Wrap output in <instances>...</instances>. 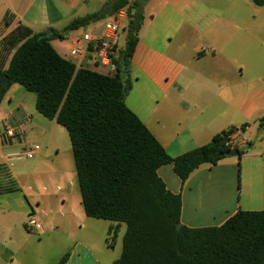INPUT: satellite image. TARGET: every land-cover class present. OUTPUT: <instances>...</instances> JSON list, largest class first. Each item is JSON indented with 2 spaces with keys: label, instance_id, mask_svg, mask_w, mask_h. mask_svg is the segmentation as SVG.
Returning a JSON list of instances; mask_svg holds the SVG:
<instances>
[{
  "label": "crops",
  "instance_id": "crops-1",
  "mask_svg": "<svg viewBox=\"0 0 264 264\" xmlns=\"http://www.w3.org/2000/svg\"><path fill=\"white\" fill-rule=\"evenodd\" d=\"M107 1L0 0V66L6 68L12 53L1 44L18 25L32 33L61 31L72 20L97 13ZM142 2L144 19L124 77L131 83L126 106L172 158L207 144L230 127L237 129L231 136L236 148H248L240 159L227 156L216 165H201L185 182L170 164L158 169L166 188L181 197V224L220 226L238 211H264V128L259 126L264 119V25L254 16L241 25L218 18L206 23V18L191 13L196 0ZM257 8L261 16L264 5ZM169 9L177 19L169 18ZM102 27L90 22L51 45L77 69L104 74L91 53L70 54L75 47H86L84 33L96 36ZM210 32L212 39L205 37ZM179 33L185 40L175 46ZM187 38L195 42L191 51L186 50ZM30 94L12 84L0 104V165L9 168L19 187L0 194V264H54L65 254V264H112L120 256L117 240L125 226L119 228L113 247L107 246L111 223L102 229L101 220L83 211L66 130L39 114L35 95ZM33 145L40 150L26 159L24 149ZM32 210L44 225L39 234L25 229ZM34 235L38 241H32Z\"/></svg>",
  "mask_w": 264,
  "mask_h": 264
},
{
  "label": "trees",
  "instance_id": "trees-1",
  "mask_svg": "<svg viewBox=\"0 0 264 264\" xmlns=\"http://www.w3.org/2000/svg\"><path fill=\"white\" fill-rule=\"evenodd\" d=\"M250 1L264 5V0ZM125 3L108 0L97 13L74 19L61 31L32 33L18 25L1 44L12 53L6 68L0 66V86L8 78L0 87V104L9 87L18 84L35 95L39 114L66 130L85 215L111 223L109 247L125 226L120 256L112 264H264V211H238L220 226L186 227L180 222V195L171 193L157 172L170 164L185 182L201 165H216L227 157V143L237 129L230 127L172 158L125 104L131 83L124 77L144 19L142 0L128 8L122 30L126 43L118 50L114 75L77 69L52 47V40H63ZM247 149H239L238 159ZM16 191L14 175L0 165V194ZM67 258L65 254L54 264H65Z\"/></svg>",
  "mask_w": 264,
  "mask_h": 264
},
{
  "label": "built area",
  "instance_id": "built-area-1",
  "mask_svg": "<svg viewBox=\"0 0 264 264\" xmlns=\"http://www.w3.org/2000/svg\"><path fill=\"white\" fill-rule=\"evenodd\" d=\"M134 0H126L124 6L114 11L105 21L101 32L94 36L90 33L82 35V41L87 45L84 48L75 47L70 54L74 57L84 56L91 53L93 60L99 70L104 74L114 75L116 73L115 61L118 58V37L119 33L125 27L128 20V8ZM8 134L13 135V131L9 130ZM236 141L230 138L227 145L234 149L236 148ZM40 150L38 145H34L29 149H24L23 155L26 159H32L34 155ZM18 156L19 152L11 154ZM25 229L31 233L39 234L44 230V225L40 222L32 210L27 216L25 222Z\"/></svg>",
  "mask_w": 264,
  "mask_h": 264
},
{
  "label": "rangeland",
  "instance_id": "rangeland-1",
  "mask_svg": "<svg viewBox=\"0 0 264 264\" xmlns=\"http://www.w3.org/2000/svg\"><path fill=\"white\" fill-rule=\"evenodd\" d=\"M196 1H197V7L195 9H192L191 13H195L196 16H200L203 19L206 18V23L213 18H218V19H221L223 21L224 20H237V23L239 25H241L242 21H245L247 18L249 19L252 16H254V20H257V19L260 20V24L262 25V28H263L264 12L260 16L259 14H257L258 13L257 6H255V5H253L252 7L249 6L245 3V0H196ZM194 10H196V11L194 12ZM9 17L10 16L8 15V17L6 19V21H8V23L10 21ZM169 18L170 19H177L178 15L174 11L169 9ZM106 19H107L106 17L98 19L95 21V24L98 27H102L104 25ZM175 21H172L171 24H173ZM171 28H173V27H171ZM212 36H213L212 32L205 35V37H207L208 39H212ZM124 39H125V33L123 31H121L119 33V37H118V44H117L118 50L120 48L124 47ZM183 40H185V36L183 34L179 33V35L175 39H173V45H175L178 42L183 41ZM192 40L193 39H189V38L186 39V42H188V45L186 46V50H188V51L192 50L191 49L192 43H195ZM133 93L134 92H132V94ZM30 95L34 96V94H30ZM63 131H65V130H63ZM64 133L66 135V131ZM65 141H66V145L68 146L69 145L68 140H65ZM27 149H29V148H27ZM23 163L26 164V163H28V161H23ZM80 203H81V200H80ZM100 223H103L100 225V227L103 229V227L106 225V223H108V221L101 220ZM124 230H125V228L123 227V229L121 230V232L119 234V238L117 240V247H119V248L121 247V249H122V237L124 234ZM34 239H36L38 241L39 238L37 235H34V238L32 240L33 242H35ZM42 241H43V239H42ZM37 245H38L37 247H32L31 253H35L36 248H40L43 245V242L40 244H37Z\"/></svg>",
  "mask_w": 264,
  "mask_h": 264
},
{
  "label": "water",
  "instance_id": "water-1",
  "mask_svg": "<svg viewBox=\"0 0 264 264\" xmlns=\"http://www.w3.org/2000/svg\"><path fill=\"white\" fill-rule=\"evenodd\" d=\"M111 1L112 2H116L117 0H111ZM7 81H8V78H7V76H5L3 78V80H2V83H1V86L0 87L3 88L6 85ZM226 156H229V157H238L239 156V150L237 148L231 149L230 151H228L226 153Z\"/></svg>",
  "mask_w": 264,
  "mask_h": 264
}]
</instances>
